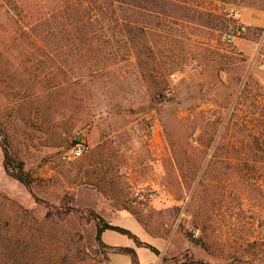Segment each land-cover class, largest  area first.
I'll use <instances>...</instances> for the list:
<instances>
[{"label":"rangeland","instance_id":"374dc122","mask_svg":"<svg viewBox=\"0 0 264 264\" xmlns=\"http://www.w3.org/2000/svg\"><path fill=\"white\" fill-rule=\"evenodd\" d=\"M0 1L21 14L57 2ZM180 1L186 19L139 12L141 45L155 62L142 54L140 63L161 75L141 78L127 55L81 90L52 94L50 109L32 91L59 81L62 64L68 80L77 62L63 57L66 47L36 51L25 28L0 27V125L34 179L27 189L6 175L0 148V195L30 223L46 212L34 197L79 210L56 227L42 224L47 248L38 263L123 264L127 255L109 248L131 247L139 264H264V33L228 16L236 1ZM85 209L155 252L109 230L101 235L109 248H97Z\"/></svg>","mask_w":264,"mask_h":264},{"label":"trees","instance_id":"16d2710c","mask_svg":"<svg viewBox=\"0 0 264 264\" xmlns=\"http://www.w3.org/2000/svg\"><path fill=\"white\" fill-rule=\"evenodd\" d=\"M126 1L57 0L56 5L49 11H43L42 5L36 4L28 14L27 12L21 14L25 10L13 1H7L6 5L0 1L2 15L0 27L7 23L15 30L25 28L30 33L25 40L32 44L31 47L36 51L46 47V52L55 55L66 47L63 57L70 56L77 62L76 69L71 72L73 75H70L68 80L67 65L62 64L58 72L59 81L46 80L37 92L32 91L33 98L40 99L42 103H46V108L50 109L52 94L57 91L61 94L67 93L71 88L81 90L84 87L85 78L103 74L107 66L123 60L127 55L135 57L137 74L141 78L149 79L153 73L161 75L156 65L151 64L148 68L144 67L142 62L140 63L142 54H146L151 62H154V53L148 44L141 45L144 32L139 12L143 10L153 13L162 22L169 19H186L188 18L186 12L189 9L180 0L176 3L171 0ZM128 8L131 10H127ZM35 44L43 47L35 46ZM43 55L47 56V53ZM149 90L153 95L160 92L152 85H149ZM9 146L5 128L0 125L3 171L29 189L34 184V179L29 176L24 169L23 161L10 150ZM34 201L42 205L46 212L41 222L33 221L31 218L32 223H30L25 211L19 205L0 195V264H40L38 261L41 252L43 253L47 248V241L43 239L42 224H51L56 227L69 214L73 215L79 211L64 205L54 206L35 197ZM5 203L10 206L7 210ZM83 212L86 220L94 225L93 240L97 248H109L101 240L102 233L109 230L131 239L137 247L148 248L155 252L153 247L140 242L129 230L106 223L91 209H85ZM67 242L74 248L75 243L70 235ZM109 249L129 256L130 264H139L137 255L131 247ZM76 252L79 253V249Z\"/></svg>","mask_w":264,"mask_h":264},{"label":"crops","instance_id":"0c3cea01","mask_svg":"<svg viewBox=\"0 0 264 264\" xmlns=\"http://www.w3.org/2000/svg\"><path fill=\"white\" fill-rule=\"evenodd\" d=\"M207 2H222L224 0H205ZM236 1L233 8L239 13L245 26L259 27L264 33V0H232ZM129 257L122 258L123 264H129Z\"/></svg>","mask_w":264,"mask_h":264},{"label":"built area","instance_id":"2783aa9c","mask_svg":"<svg viewBox=\"0 0 264 264\" xmlns=\"http://www.w3.org/2000/svg\"><path fill=\"white\" fill-rule=\"evenodd\" d=\"M228 16L229 17H233V18H235L236 16H237V12L234 10V9H230L229 11H228ZM240 31H241V28H239L238 26H236L235 28H234V34H236V35H239V33H240ZM233 33H228V34H225L223 37H224V39L226 40V41H231L232 40V38L234 37L233 36ZM263 68H264V64H263ZM80 154H81V149H80V147H76L74 150H73V156H75V157H78V156H80Z\"/></svg>","mask_w":264,"mask_h":264}]
</instances>
